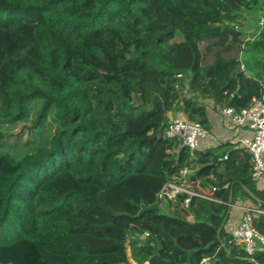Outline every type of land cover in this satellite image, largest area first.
Wrapping results in <instances>:
<instances>
[{
  "label": "trees",
  "instance_id": "obj_1",
  "mask_svg": "<svg viewBox=\"0 0 264 264\" xmlns=\"http://www.w3.org/2000/svg\"><path fill=\"white\" fill-rule=\"evenodd\" d=\"M262 18L264 0H0V264H264L225 230L243 195L264 236L252 153L166 135L264 96ZM170 182L198 195L163 206Z\"/></svg>",
  "mask_w": 264,
  "mask_h": 264
},
{
  "label": "built area",
  "instance_id": "obj_2",
  "mask_svg": "<svg viewBox=\"0 0 264 264\" xmlns=\"http://www.w3.org/2000/svg\"><path fill=\"white\" fill-rule=\"evenodd\" d=\"M264 18L260 24L263 25ZM244 69V65H242ZM227 126L245 128L252 135L242 141L243 147L252 153L253 179L258 183L264 180V96L253 97L248 106L236 110L234 107H225L221 111ZM166 135L170 138H179L182 144L191 150L199 149L200 140L208 135V130L198 122L184 119L170 120L166 128ZM183 175L187 170H183ZM178 192H189L177 182H170L159 197L173 198ZM196 194L194 192H189ZM251 208L245 209V214L239 225L234 229L233 236L238 243L244 245L245 250L252 254L256 249L264 250V236L260 235L252 223Z\"/></svg>",
  "mask_w": 264,
  "mask_h": 264
},
{
  "label": "crops",
  "instance_id": "obj_3",
  "mask_svg": "<svg viewBox=\"0 0 264 264\" xmlns=\"http://www.w3.org/2000/svg\"><path fill=\"white\" fill-rule=\"evenodd\" d=\"M246 14V21L244 30L249 33L254 31V28L257 27L258 23L253 19L252 13L248 12ZM171 117L174 118H185L182 113L172 114ZM208 118L210 120V128L208 129V135L200 140L199 149H206L212 146H217L222 142H232L233 144H237L242 146V141L244 138L252 135L251 131L245 128H231L227 126L226 121L221 113V110L214 109L212 102H208ZM256 189L262 193H264V180L258 182L256 185ZM246 191L250 194L252 192L257 201H261V199L250 189L246 188ZM258 207L255 202L252 201L251 198H247L243 195L238 196L235 203L230 204L231 215L229 220L225 225V230L227 232L233 233L234 229L239 225L241 219L245 214L246 208Z\"/></svg>",
  "mask_w": 264,
  "mask_h": 264
},
{
  "label": "rangeland",
  "instance_id": "obj_4",
  "mask_svg": "<svg viewBox=\"0 0 264 264\" xmlns=\"http://www.w3.org/2000/svg\"><path fill=\"white\" fill-rule=\"evenodd\" d=\"M217 51H218V52H221V53L224 54V55H226L225 52H222V51H220V50H216V51L212 52V53L209 55L208 61H211V60L213 59L214 54H215V52H217ZM173 119H184V120H186V118H184V117H183V118H181V117H179V118L171 117V120H173ZM20 130H21V125H18V126H16L15 129L12 130V132L15 133V132L20 131ZM24 135H25V139H26V136L28 135L27 131L24 132ZM168 199H169V197H167V196H164L163 199H161V201L163 202V206H166V205L168 204ZM131 264H135V262L131 260Z\"/></svg>",
  "mask_w": 264,
  "mask_h": 264
},
{
  "label": "water",
  "instance_id": "obj_5",
  "mask_svg": "<svg viewBox=\"0 0 264 264\" xmlns=\"http://www.w3.org/2000/svg\"><path fill=\"white\" fill-rule=\"evenodd\" d=\"M237 93H238V91H237ZM250 195H251L252 197L256 198L255 195H254L252 192H250ZM230 201H232V196H231V198H230ZM231 238H232V235H229L228 238H227V240H230ZM172 263H173V264H177V263L174 262V261H173Z\"/></svg>",
  "mask_w": 264,
  "mask_h": 264
}]
</instances>
